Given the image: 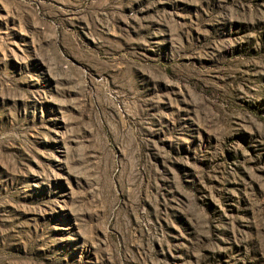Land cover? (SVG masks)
<instances>
[{
    "label": "rangeland",
    "instance_id": "obj_1",
    "mask_svg": "<svg viewBox=\"0 0 264 264\" xmlns=\"http://www.w3.org/2000/svg\"><path fill=\"white\" fill-rule=\"evenodd\" d=\"M0 264H264V0H0Z\"/></svg>",
    "mask_w": 264,
    "mask_h": 264
}]
</instances>
